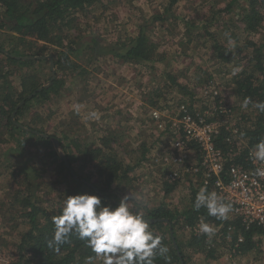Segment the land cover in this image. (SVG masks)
I'll use <instances>...</instances> for the list:
<instances>
[{
	"label": "rangeland",
	"instance_id": "374dc122",
	"mask_svg": "<svg viewBox=\"0 0 264 264\" xmlns=\"http://www.w3.org/2000/svg\"><path fill=\"white\" fill-rule=\"evenodd\" d=\"M229 2L177 0L167 8L170 0H99L74 15L76 24L66 33L68 41L78 42L79 49L69 53L67 64H56L52 69L62 82L59 94L45 102L36 98L23 106L18 104L23 112L17 117L15 114L13 120L26 130L25 134L7 130L0 123V264H8L12 254L10 244L28 229V222L20 217L15 200L17 195L22 196L20 190L27 186L50 216L56 213L65 197L87 194L81 190L73 192L76 187L61 164L62 158L77 178L87 179L102 190L109 182L106 172L100 175L105 155L115 157L123 170L130 168L126 179L113 180L104 192L115 201L128 202L134 212L145 214L147 208L163 205L180 214L189 208L190 192L201 188L200 178L184 173L182 167L178 169L180 180L167 181V174L178 167L161 162L163 154L174 155L163 133L172 131V124L177 120L176 106L190 104L187 92L193 90L199 97L197 104L206 101L207 113H202L205 120L230 125L242 119V131L251 129L259 113L252 105L242 107L243 100L234 93L233 78L241 71H254V63L248 61L252 50L244 49L247 40L260 41L264 57V28L260 25L257 32H243L239 20L231 19L247 1L236 0L231 11L225 13L222 10ZM259 10L264 16V9ZM164 12V22L148 23L146 28L163 56V73L158 68L151 71L149 64L126 63L104 52L106 48L100 52L86 45L93 39L99 40L98 45L126 42L135 37L140 24ZM226 33L235 45L228 43ZM188 40H192L189 45ZM214 43L229 51L223 56L231 60L217 57ZM56 51L51 46L34 45L19 35L0 31V99L5 95L12 100L14 96L29 99V91L37 85L45 86L52 73L45 58L12 64L6 62L5 53H17L29 59L52 55L50 59L55 60ZM168 73L175 82L168 78ZM204 89L219 92L223 100L220 109L227 115L220 116L211 97L206 95L201 100ZM154 99L157 105L151 104ZM75 105H80L78 110ZM150 109L161 111L166 131L159 132L149 119ZM93 112L97 118L90 116ZM31 131L38 136L31 135ZM243 136L236 135L238 145L234 154L246 145ZM55 140L60 143L55 144ZM97 148L100 152L93 151ZM27 174L26 181L23 176ZM39 219L43 221L42 217ZM199 224L195 226L198 230ZM212 227L214 234L207 236L216 251L214 259L205 257L208 249L200 252L189 245L191 229L181 219L175 221V238L183 245L187 264H264V235L255 236L258 243L253 250L234 254L229 247L232 234H222L220 227Z\"/></svg>",
	"mask_w": 264,
	"mask_h": 264
},
{
	"label": "trees",
	"instance_id": "16d2710c",
	"mask_svg": "<svg viewBox=\"0 0 264 264\" xmlns=\"http://www.w3.org/2000/svg\"><path fill=\"white\" fill-rule=\"evenodd\" d=\"M99 0H0V31L4 33H11L19 35L34 45L42 43L44 46H51L56 51L55 60L50 59L53 56L44 57H24L20 54L5 53L3 56L6 62L16 64L30 63L35 60L44 59L48 61L49 69L51 64L53 67L61 64H67L69 61V53H75L78 51V45L76 41H68L67 31L74 28L76 19L74 15L77 12L82 11L85 7L97 3ZM246 6H241L238 12L232 17V21L236 20L243 26V32L252 34L264 24V16L260 13L259 8L264 9V0H246ZM177 0H170L169 8ZM236 3V0H230L225 6L223 12L229 13L232 5ZM168 9H166L167 11ZM220 11V12H222ZM165 13L152 15L147 22H144L138 26V32L135 37L125 40L126 42H118L114 44L98 45V41L95 39L86 43L91 50L112 53L116 58L126 63L137 64H149L147 67L151 69L158 68V71L165 72V66L163 65V56L158 53V46L150 39V36L146 33L147 24L154 22H164L166 20ZM238 22V23H239ZM186 23V22H185ZM187 25V24H186ZM256 40V39H255ZM249 39L244 43V49L252 50V56L248 57L249 62L254 63V71L248 70L241 71L234 76V93L244 100L245 97H250L253 101H264V57L263 46L260 45V41ZM192 40L187 41V45L191 44ZM260 45V46H257ZM215 51H218L217 57L223 58V61L231 60L230 57L225 58L224 53H230L227 50H223L222 46L214 43ZM101 54V53H100ZM47 58V59H46ZM32 60V61H31ZM247 61V62H248ZM168 66V63L166 67ZM170 66V65H169ZM168 66V67H169ZM53 68H51L52 70ZM168 78L175 82L174 78L168 73ZM24 79V78H23ZM6 84L8 81L5 80ZM62 82L54 75L52 70L50 78H48L45 86L37 85L36 88L29 91V99H18L17 97L9 98V95H5L0 99V123L7 127V130L19 131L25 134V129L17 125L18 123L13 120V116L19 115L21 109H18V104L25 105L27 102L36 98H40L42 102L51 99V96H57L60 92ZM186 90V89H185ZM188 98L191 100L190 104L195 98L193 90L188 91ZM27 97V96H26ZM159 98L157 95L156 99ZM162 98H160L161 100ZM2 100V101H1ZM151 104L157 105V101L154 99ZM189 104V103H188ZM20 105V107H21ZM249 104L248 106H250ZM16 107V108H15ZM17 109V110H16ZM15 110V111H14ZM13 112V114H12ZM12 115V116H11ZM223 116V115H221ZM236 124L237 136L244 134V140L246 145L238 154H234V149L237 147V142H227L226 138L230 134L225 127L220 128L219 134L215 136V145L222 152V158L224 162V180L227 177L229 169L233 166L240 165L248 168L249 159L248 154L254 152V145L259 140L264 139V113L259 112L255 119L251 129L243 130L242 126ZM9 128V129H8ZM242 131V132H241ZM10 132V131H9ZM228 133V134H227ZM33 136H38L35 131L30 132ZM107 142L108 140H104ZM59 142V141H58ZM60 143V142H59ZM100 148V147H99ZM93 149L95 152H100V149ZM65 158L60 159L61 164L65 166L73 185L76 187L73 192L78 190L84 191L89 195H95L101 198L103 204L110 205L115 208L118 206V201H115L112 197L105 194L104 189H109L113 180L119 182L122 179H126L127 170H123L120 166V162L115 157L104 156V163L102 171L100 173L108 174V184L104 189L95 187L87 179H80L72 172L71 167L65 163ZM10 165V162H7ZM120 173L123 175L119 176ZM14 174V173H13ZM106 174V175H107ZM15 175V174H14ZM25 180L29 178L28 174L24 175ZM105 184V183H104ZM209 190V187H207ZM199 189L195 188L190 192V205L189 208L182 213L170 210L168 207L160 205L155 208L146 209L144 218L150 222V228L156 235L164 237L163 243L168 247L169 251L167 256L168 260L157 256L154 259V264H187L185 256L183 255L181 247L182 243L177 241L174 233L175 221L181 219L184 225L191 229L189 234V245L194 246L200 252L207 253L205 257L214 259V253L216 252L209 242L208 236L201 233L195 226L200 222L201 218L205 222L211 224L214 227H220V233L232 234V242L229 245L230 250L234 251V254H245L253 250L256 246L255 236L264 235V228L257 226H251L246 228L242 222L233 216L228 214V218L221 220L216 217L209 216L207 210L201 208L196 211L193 207L195 197ZM22 196H16V203L18 204L20 211V217L24 218L28 222V229L19 233L17 239L10 244L11 245V260L8 264H85V258L93 255L91 250L85 246V242L72 236L70 242L61 246L60 252L55 253L47 247V240L53 235L54 224L52 217L59 215L62 205L56 210L52 216L47 212V208H43L36 202L32 193H29L27 186L19 191ZM26 193V195H25ZM78 195L74 193L69 196ZM43 218L40 221L39 218ZM241 238V241L238 239ZM260 243V242H259Z\"/></svg>",
	"mask_w": 264,
	"mask_h": 264
},
{
	"label": "clouds",
	"instance_id": "9594fccd",
	"mask_svg": "<svg viewBox=\"0 0 264 264\" xmlns=\"http://www.w3.org/2000/svg\"><path fill=\"white\" fill-rule=\"evenodd\" d=\"M228 43L235 45L229 34H225ZM251 104L258 112L264 113V101H253L245 97L242 107ZM77 110L80 105L74 106ZM97 118L96 113H90ZM253 156L256 162L264 164V139L254 145ZM255 175L264 177V168H257ZM194 209L207 210L209 216L227 219L231 212V204L215 191L209 192L202 186L196 194ZM53 235L47 240V247L59 253L61 246L70 242L72 236L85 242V246L93 255L85 258V264H154L159 256L168 260V247L163 243L164 237L156 235L150 228V222L144 218L143 212H134L131 205L120 200L115 208L103 204L95 195L78 194L67 196L62 202L59 215L52 217ZM201 233L211 236L214 228L203 218L200 220Z\"/></svg>",
	"mask_w": 264,
	"mask_h": 264
},
{
	"label": "built area",
	"instance_id": "2783aa9c",
	"mask_svg": "<svg viewBox=\"0 0 264 264\" xmlns=\"http://www.w3.org/2000/svg\"><path fill=\"white\" fill-rule=\"evenodd\" d=\"M205 100L207 95L216 104V110L221 115H227L222 111L223 100L216 90L204 89ZM198 96L195 95L191 104L181 103L176 106L177 120L172 124L170 133H163L169 142L174 155L165 153L161 162L165 165H174L178 168L166 176L167 181L177 182L180 180L179 168L184 173L198 176L202 186L209 187V192L215 191L231 204L230 216L238 218L242 224L249 228L257 226L264 228V177L255 175L257 168H264V164L256 162L253 152L248 154V168L236 165L229 169L224 180V162L222 152L215 145V136L219 134L223 126L230 133L226 141H236L238 134L236 124L242 126L241 120H236L230 125H220L216 121L205 120L203 112L207 113L206 101L197 104ZM211 101V102H213ZM205 105V109H203ZM199 109H203L200 111ZM230 112V109H228ZM201 112V113H200ZM222 117V116H221ZM149 119L158 128L159 132L166 131L163 128V114L158 109H150ZM172 135V136H171ZM192 159L194 163L190 162ZM241 241V238L238 239Z\"/></svg>",
	"mask_w": 264,
	"mask_h": 264
},
{
	"label": "water",
	"instance_id": "95a60500",
	"mask_svg": "<svg viewBox=\"0 0 264 264\" xmlns=\"http://www.w3.org/2000/svg\"><path fill=\"white\" fill-rule=\"evenodd\" d=\"M51 68H53V64H51ZM58 142L55 140V144H57Z\"/></svg>",
	"mask_w": 264,
	"mask_h": 264
}]
</instances>
